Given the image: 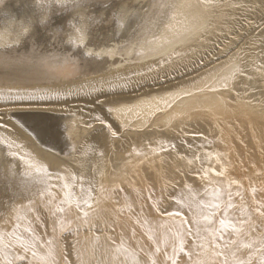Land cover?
I'll list each match as a JSON object with an SVG mask.
<instances>
[{"label":"bare ground","instance_id":"1","mask_svg":"<svg viewBox=\"0 0 264 264\" xmlns=\"http://www.w3.org/2000/svg\"><path fill=\"white\" fill-rule=\"evenodd\" d=\"M213 1L167 0L173 7L167 9L168 15L158 27L149 28L146 22L154 19V17L149 14L144 15L146 20L145 23H142L143 26L135 31L133 30L136 29L135 25L130 26L128 36L127 34L125 36L126 39L130 40L128 47L130 49L126 52L131 50V52L143 53L141 56L135 57V62H131L128 54H121L112 50L105 52L103 49L98 50V52L105 53L110 62L107 66V73H104L105 77L99 82H104V84H131L135 82L137 85L132 90L123 89L121 93L115 91L116 95L119 94L118 98L110 101L109 104L105 103L108 104L107 107L103 102L107 112L111 109V112L107 113L109 120L107 118L103 120L113 131L123 132L124 135L119 136L120 138L112 140L109 133L104 130L106 127L96 129L94 132L88 131V125L98 122L95 119L97 115L101 118L105 115L104 112H100L101 109L96 107V101L93 100L95 84L76 89L80 91L85 88V91L89 92L87 97H83V102L94 108H91L93 113L91 118L85 114L82 115V118L78 117L79 126L83 132L76 137L77 139L72 137L70 130L73 129L71 126H74L75 121H72L73 124L70 121L72 115H69L72 113L75 115L76 111L54 107L11 110L12 112L17 111V113L13 112L12 120L9 118L8 123L6 122L11 131L5 133L0 129V138L2 139L0 141L4 140L12 147L9 149L3 145L2 151L4 152L0 157V165L4 166L5 169L6 163H9L11 169L15 168L17 172V175L8 181V187L11 183V188L14 191L16 190L14 184H17L19 191L27 194L13 198L12 212L8 209L0 210V230L9 231L12 229L16 213L23 210V205L27 204L28 199L36 202L39 200L37 193L41 187L32 180H23L24 178L19 173L24 170L25 165L19 159H13L9 155L10 152L16 153L17 156H23L33 163L44 165L50 171L58 173L66 179L72 174H75L79 179L83 174L84 178L90 181L96 189L93 201L94 211L99 217L107 220L109 225L115 222L114 232L112 227H105L101 223L96 234L104 231H112V234L118 232L126 234L144 230L142 223L138 222V218L141 221L144 217L155 219L153 217L157 214L152 207L153 201L161 202V206L171 205L175 207V205L169 204L168 200L170 195H174L182 189L184 182L179 181L178 175L183 173L185 169H189L188 171L193 169L191 171L193 174H191L194 176L202 166L214 168L217 172L221 170L227 172L228 176L233 177L234 180L232 181H236V185L233 186L236 204L241 201L240 196L236 195L237 191L243 195L244 201H246V197L250 199L253 197V189H255V198L259 199V196L264 198L262 195L264 193V84L259 90H250L251 93L247 95L249 89L244 91L240 87L241 85L238 86L237 80L241 77L238 75L235 79L230 80L225 87L222 78L240 66L238 63L236 65L234 61L225 64L221 62L208 70L199 67H197L199 69L192 68L191 71L189 69L187 73L182 72L183 74L180 73L179 77L173 78L170 85L152 86V84L147 83L141 85L136 83V81L152 75H161L171 64L173 65L175 60L181 57L177 56L171 63L159 67L158 62L153 63L154 61L150 59L154 57L153 50L158 43H149L150 41L161 42L165 37L170 41L162 49L161 55L165 53L169 55L171 51L180 53L186 51L187 53L189 50L199 48L200 45H197V42H201L198 38L199 35L202 33L204 37L203 32H206L205 29L208 30L209 26L212 25L211 20L214 16L212 17L211 11L214 12L215 10H213L215 5L211 4ZM218 1L216 0V3ZM231 4L233 1L228 0L227 6ZM157 14L159 15V12ZM141 20L144 21L143 18ZM215 24L216 22L210 26L208 32L214 28ZM169 27L172 29L171 32L167 31ZM263 37L261 36V39ZM252 42L251 44H253ZM255 42L254 45L257 44ZM193 43H196V47ZM257 51L261 52V56ZM100 55L98 54V57ZM58 57L54 55L45 58L47 60L44 62L49 60L52 64L55 62L63 63L64 61L57 59ZM249 57L248 63H251L252 67L259 68L263 61V52L257 48ZM246 66H243L242 69L247 68ZM249 69H245L247 73L244 72V74L243 71L242 73L248 74ZM244 75L242 78L245 79ZM244 79L239 81L242 83ZM212 89L216 90L213 91ZM129 92L130 94L125 96ZM112 95L113 93L109 94L108 92L107 95L98 96L97 99L113 97ZM81 100L74 101L81 102ZM60 113V116L57 115ZM203 123L206 124V127L201 125ZM195 125L204 127L203 131L201 129L203 136H196L195 130L189 132L190 128L197 127ZM197 130L199 129L197 128ZM190 134L195 135L184 138ZM173 143L176 144L175 150L169 147L166 152L159 151L161 144L171 145ZM192 148L197 154L202 152L201 159L197 160L196 155H190V153L185 156L186 150ZM99 153H103V155L101 156ZM124 153H127L128 157H125ZM209 153H211L212 158H208ZM198 156L200 157V154ZM233 172L235 173L234 176ZM199 177L205 186L208 179L213 182L222 180L211 173L207 178H203L202 174ZM227 182V180L224 181L225 184ZM53 183L56 181L54 180ZM185 183L190 184L194 189L200 190L202 188L197 186V183H201L199 181L195 183L194 178L193 181L189 180ZM169 184H173L176 188L167 194ZM116 192L122 195L110 196L111 193L115 194ZM28 193L31 194L28 195ZM150 194L151 200L148 199ZM249 194H251L250 197H248ZM125 197L128 199L125 200ZM203 198L207 199L208 197L204 196ZM129 204L134 205V211L128 210ZM141 205L144 207L143 214H140ZM0 209L2 208L0 207ZM67 209L72 211L71 215L67 214L65 210L63 213H44L36 208L35 211L28 214L27 221L21 222L20 232L23 233L26 223H30L43 241L42 239L46 237L44 232L53 231L54 223L57 226L63 214V220L74 221L76 227V223L79 222V213L74 207ZM261 218H254V222L261 228V231L253 234L255 237L264 235V228L261 227L260 223ZM85 232L90 233V231L82 229L79 231L80 235H84ZM86 235L90 236L89 234ZM120 238L117 237L116 240L118 241ZM45 239H50L48 234ZM123 239L125 240L124 237ZM101 240L102 238L99 239V242ZM75 242L76 247L84 245L90 248L83 252L78 250L84 254L83 259L87 260L91 258L92 245L95 246L98 241L84 236V238L76 239ZM15 251L14 249V254ZM3 259L4 257L0 256V261ZM76 263L82 264L81 256Z\"/></svg>","mask_w":264,"mask_h":264},{"label":"rangeland","instance_id":"2","mask_svg":"<svg viewBox=\"0 0 264 264\" xmlns=\"http://www.w3.org/2000/svg\"><path fill=\"white\" fill-rule=\"evenodd\" d=\"M232 1L233 4L229 6H227L228 0H221V3L220 0L217 3L216 0H214L211 3L215 5V8H213V10L215 9L214 12L211 11L212 17L214 16V18H212L213 21L211 20V24L213 25L215 22L216 24L210 32L208 31L210 29V26L212 25L209 26L208 30L207 28L205 29L206 32H203L204 30L202 31L204 33V37L202 33L201 35H199L198 38L201 42H197V45H200L198 46L199 48L197 47L198 49L194 48L193 50H189L185 56L179 58L180 60H175L173 65L171 64V66L161 75H152L150 77L144 78L143 80H138L136 81V83L140 85L147 83L149 85L152 84V86H162L166 84L170 85L173 78L179 77L180 73H187V70L189 69V71H191L192 68H202L203 70H208L210 69V67H213L214 65L221 62L225 64L229 61H234L236 62V65L238 63V66H241L239 67L241 68V71H243V73H247L249 67L251 69V71L249 69L250 73L248 72V74L246 75H244L245 73L242 74L245 76V79L242 78L241 75L240 79L237 80L238 86L241 85L240 87L244 91L249 89L247 90V95L251 93L250 90L261 89L263 87L262 84H264V0ZM152 3L153 0H89V2L79 10V15L81 17L79 20V25L83 29L80 32H77L76 24L69 23L70 20H74L78 15L77 12H74L69 8L53 9L51 11L49 22L42 27L39 24L34 25L33 31H31L26 36L22 35V30L18 26L10 25L7 28L0 27V129L5 133L11 131L7 123L9 118L11 119V116L14 113H17V111H13V113L11 110L22 108L54 107L56 109L59 108L76 111L74 113L75 115H73V113L69 114L72 115V119L70 118V121H75V124L72 122L74 126H71L73 127V129L70 130L72 132V137L75 139L76 137H78V135H80V133L83 132V129H81V126H79L80 120H78V117L80 116V118H82V115L84 114L87 115L88 118H91L93 116V113L91 112V108L93 107L83 102V97H87L89 95V92L85 91V88L80 91L76 90L89 84L96 85V89L93 90V95L95 96L93 97V100L96 101V107H98L99 110H102H100V112H104L103 114L106 115V117L105 115H103L102 119H106L107 113L109 112L106 111L104 105L107 107L110 101L112 102L113 100L118 98L117 96L119 94L116 95V93L123 92V89H120L119 87H109V84L99 82L105 77L104 73H107V66L110 63L109 60H107L105 53L103 54V52L112 50L116 51L117 53L128 54L130 56L131 62L136 61L135 57L141 56L138 55L137 52H131V50L126 52V50L130 49L128 48L130 46V40L126 39L125 36L126 34L128 36V30H130V27L127 28V30L118 28L116 26L117 15L119 14L121 9H125L128 14L137 16L138 19L134 20L131 24V26L135 25L134 27L136 29H133L135 31L139 27L143 26V22L145 23L146 18L144 15L149 14L150 16H153V12L155 10L151 7ZM145 8H147L148 10L144 11ZM166 11L167 13H169L168 10ZM33 12L34 8L31 4V0H8V3H6L4 6V15L0 17V19L6 21L9 16H14L16 20H20L21 18H26L32 15ZM142 18L144 19V21L141 20ZM119 22L127 25L128 15H124L123 17H121ZM133 30L132 33L134 32ZM261 36L263 37L262 39ZM254 41H256V45H254ZM203 42L207 43H205L206 46H204L205 44ZM251 42L253 44H251ZM195 44L196 43H193V45L196 47ZM166 45L167 44L163 43V39L157 44V46L153 50L154 57L150 58L154 61L153 63L159 62L168 56L167 53L161 55V51L166 47ZM257 48L263 52V61L260 64L259 68L252 67V64L248 63L250 59L249 56ZM100 49H103L102 53L98 52V50ZM172 52L173 51H171V53ZM257 53L261 56L260 51H257ZM49 54L51 56L55 55L57 57L59 54V57L57 59H61V61L64 62L59 64L56 62L55 64H52L51 62H49V60L44 62V60H47L45 58L51 57ZM98 54H101L100 57H98ZM246 54L249 55L247 56ZM243 63H245V65H243ZM41 64L42 66H40ZM242 65L244 67L247 65V68H245L247 69L246 71L245 69H242L244 68ZM243 79L244 81L241 83L240 81H242ZM93 81H95L96 83ZM127 84L129 86L127 90H132L133 87L137 86L135 82ZM108 92L109 94L113 93V97H104L101 99H97L98 96H102L104 94L107 95ZM28 93H33L37 96H43V99L30 100L27 96ZM128 94H130V92L125 94V96H127ZM78 99H82L81 102L74 101ZM105 103L108 104L106 105ZM57 115L60 116L61 113ZM107 120L109 119L107 118ZM96 123L93 122V125H88L89 132H94V130L96 129L105 128V125L101 124L99 121ZM201 125L206 127V124L204 123ZM201 125V128L198 127L199 125H195L197 127H192V129L190 128L189 132L195 130V133H199L198 135L196 134V136H203L204 134L202 133V131L204 127H202ZM117 128L120 129L119 126H117ZM197 128L199 130H197ZM104 130L109 133L108 128ZM122 133L123 132L117 133L115 137H112L109 133V137L112 140H115L116 138H120L122 135H124ZM193 135L195 134H190L189 136H185L184 138H189ZM0 140L2 139L0 138ZM216 143L218 144L217 141ZM6 144V142L3 144L0 143V157L4 152L2 151L3 145H5L6 147ZM186 151L187 152L184 153L185 156H188L190 153V155H196L197 157L200 154L201 159L202 152L197 154L193 148ZM124 156L128 157L127 153H124ZM208 158H212V155ZM10 169L11 167L9 163H6L5 169L4 166L2 167L0 165V177L4 176L5 173H8ZM188 170L185 169L183 173H180L178 175L179 181L185 183L189 180L193 181L194 178L195 183H197L198 181L199 183H201H197V186L204 188L205 185L203 184L202 179L199 177V175L196 174L194 176L191 172L193 171V169H191V171ZM223 172L224 176L220 177L223 181L234 180L233 177L227 175V172ZM232 174L233 176L235 175L234 172ZM195 178H197L198 180H196ZM6 187H8V180H0V207L2 208L0 210L2 211L8 209L10 212H12L14 205L13 198L21 195H26L27 193H24L23 191H17V189H19L17 188V184H14V189L16 188V190L14 191L12 190V188ZM175 188L176 186H174L173 184H169L167 194L168 192H172ZM202 188L200 189L201 191L203 190ZM119 189L120 188H118V190ZM29 194L31 193H28V195ZM55 195L57 197V200L61 198L60 193L55 192ZM111 195L120 196L122 194L116 192L115 194L111 193L110 196ZM250 195L251 194H249L248 197H250ZM262 195H264V193H262ZM253 199L254 197H252L251 199L246 197V202L251 205L253 203ZM255 200L257 202H259L260 200L264 201V198L262 196H259V199L255 198ZM168 203H171L170 199L168 200ZM241 203V201H238L237 205ZM37 205L38 206L36 208H39L44 213L56 212L55 208L49 210L47 207H44L39 200L37 201ZM67 208L68 207L66 206L65 211L67 212V214L71 215L72 211ZM63 217L64 214L60 217V220L64 219ZM156 217L158 216H154L153 218L156 219ZM254 218L258 219L259 217L257 216ZM71 219L73 220L72 216ZM263 219L264 217L261 218L260 223L261 227L264 228ZM64 221L69 222V220ZM71 223V231H65L63 233L62 239L66 257L58 256V264H63L65 258L68 260V264H77L76 262L80 259V256H78L77 253L79 251L83 252L90 249L84 245L73 247L76 243L75 240L84 238V236H86L88 239H95V236H99L100 238H102L100 242H96L95 246L92 245L91 252L89 251L92 258L93 250H96L95 264H100L101 261H103V264H134L135 259L147 261L148 264H150L151 259L162 260V257L150 256L149 254L145 253H138L135 256L129 257H125L123 254H121L116 256V259L113 261V254L111 249L108 250L109 256L101 255V253H103L107 248V239L105 237L109 236H113L115 239H117V237H124L126 240L125 247L129 249L130 253H135L137 244L147 245V237L144 234V230L134 231L136 233L135 239H130L133 232H128L126 234L118 232L112 234V231H104L99 234L95 233V235L92 232H85L84 235H80V233H77L76 231L74 221H71ZM81 229L88 231L87 227H82ZM44 234L46 235V237L48 234L49 238L58 236L59 224L56 226L55 232L50 230L48 231V233L44 232ZM86 234H89L90 236H87ZM45 238H43L42 240H45ZM16 264H22V262L16 261ZM23 264H27V262L25 261L23 262Z\"/></svg>","mask_w":264,"mask_h":264},{"label":"snow or ice","instance_id":"3","mask_svg":"<svg viewBox=\"0 0 264 264\" xmlns=\"http://www.w3.org/2000/svg\"><path fill=\"white\" fill-rule=\"evenodd\" d=\"M78 2L79 0H77ZM151 7L155 11L153 12L154 19L146 22L149 28L158 27L162 24L168 15L166 10L171 9L173 5L167 3V0H153ZM147 10V8L144 9V11ZM157 12H159L158 16L156 15ZM124 15H128L127 25L119 22ZM136 19H138L137 16L128 14L125 9H121L116 18V26L127 30ZM167 31L171 32L172 29L169 27ZM169 42L166 37L163 38L164 44ZM149 43H159V41H150ZM137 54L142 55L143 53ZM185 55L186 51L184 53L176 51L169 53L167 57L158 62V66L162 67L171 63L177 56L183 57ZM242 74L241 69L236 68L235 71L222 78L224 86L227 87L230 80ZM109 87L127 89L128 84L113 85L109 83ZM212 90L215 91L216 89ZM27 96L30 100L43 99V96H37L33 93H28ZM95 119L108 128L112 137L117 135V132L105 124L99 115ZM0 143L5 142L0 141ZM6 147L10 149L12 145L6 144ZM169 147L175 150L176 144H161L159 151L166 152ZM9 155L13 159H19L25 165L24 170L19 173L25 181L32 180L41 186L37 195L44 207L49 210L55 208L57 213H63L66 206L68 208L74 207L78 211L77 233L86 226L88 231L95 235L101 223L105 227H112V231H115V222L109 225L107 220L99 217L94 211L93 201L96 189L90 181L84 178L83 174L79 179L75 174L66 179L64 176L50 171L48 167L26 160L23 156H17L16 153L10 152ZM99 155L102 156L103 153H99ZM208 155L210 157L211 153ZM196 159L199 160L200 157L197 156ZM210 173L217 177L224 176L223 170L217 172L214 168L203 166L198 170L197 175L202 174L203 178H207ZM16 175L17 172L13 168L0 177V180L11 181ZM54 180L56 183H53ZM234 185H236V181H228L225 184L223 180L213 182L208 179L206 186L201 191L194 189L188 183H184L178 193L170 195L171 204L175 207L171 205L161 206V202L153 201L152 207L159 218L144 217L142 221L138 218V222L143 225L147 245L137 244L136 252L130 253L129 249L125 247L123 237L117 241L113 236H109L106 238L107 248L101 255H108V250L111 249L113 261L116 256L121 254L129 257L138 253H145L150 256L162 257V260L151 259L150 264H264V235L259 237L253 235L261 231L260 225L254 222V217H264V201L257 202L255 200V189H253L254 199L250 205L237 191L236 195L240 196L241 201H243L237 205L233 195ZM9 187H12L11 183H9ZM57 191L61 195L59 200L55 195ZM204 196L208 198L204 199ZM124 199L127 200L128 197ZM148 199H152L151 194ZM37 206L36 201L28 199L27 204L23 205V210L16 213L12 229L9 231L0 230V256L4 257L0 264H16V261H20L22 264L25 261L27 264H58V256L66 257L62 239L65 231H71V222H65L61 219L59 221V235L43 241L30 223H26L23 233L20 232L21 222L27 221L28 214L35 211ZM128 210L134 211V205L129 204ZM143 212L144 207L141 205L140 214ZM53 231H56L55 223ZM135 237L136 233L133 232L130 239H135ZM95 239L99 241L100 237L95 236ZM14 249L16 250L15 254ZM95 252L94 249L92 258L87 260L83 259V253H78L81 256L82 264H95ZM63 264H68L66 258ZM100 264H103V261ZM134 264H148V262L135 259Z\"/></svg>","mask_w":264,"mask_h":264},{"label":"clouds","instance_id":"4","mask_svg":"<svg viewBox=\"0 0 264 264\" xmlns=\"http://www.w3.org/2000/svg\"><path fill=\"white\" fill-rule=\"evenodd\" d=\"M89 0H31V4L34 8L32 15L16 20L14 16H9L5 21L0 19V27L7 28L10 25L18 26L22 30V35H28L33 31V26L39 24L41 27L47 24L51 17V11L56 8H69L70 10L77 12L78 15L74 20H70V24H76L77 32L82 31V27L79 25L80 15L79 10L82 9ZM8 3V0H0V17L4 15V6Z\"/></svg>","mask_w":264,"mask_h":264}]
</instances>
